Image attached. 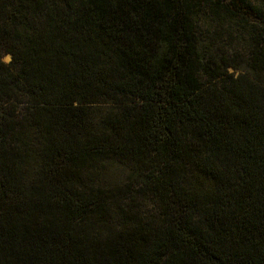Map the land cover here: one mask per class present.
Segmentation results:
<instances>
[{
	"label": "trees",
	"instance_id": "1",
	"mask_svg": "<svg viewBox=\"0 0 264 264\" xmlns=\"http://www.w3.org/2000/svg\"><path fill=\"white\" fill-rule=\"evenodd\" d=\"M0 264H264V0H0Z\"/></svg>",
	"mask_w": 264,
	"mask_h": 264
},
{
	"label": "rangeland",
	"instance_id": "2",
	"mask_svg": "<svg viewBox=\"0 0 264 264\" xmlns=\"http://www.w3.org/2000/svg\"><path fill=\"white\" fill-rule=\"evenodd\" d=\"M1 60L5 64H7L11 60V57L9 54H4L1 58ZM125 174H126V172L124 173L123 169H122V171L119 170V172H116V173H109L108 174V181H109V183H114L116 181L122 180L124 178ZM138 203H139V201H138ZM140 203H141V200H140Z\"/></svg>",
	"mask_w": 264,
	"mask_h": 264
}]
</instances>
